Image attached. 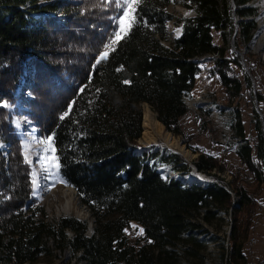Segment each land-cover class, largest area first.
I'll list each match as a JSON object with an SVG mask.
<instances>
[{"label": "trees", "instance_id": "trees-1", "mask_svg": "<svg viewBox=\"0 0 264 264\" xmlns=\"http://www.w3.org/2000/svg\"><path fill=\"white\" fill-rule=\"evenodd\" d=\"M176 1L143 0L127 38L97 64L118 29L115 0H0V264H37L66 248L79 255L72 264H205L207 225L229 212L228 242L215 240L218 258L246 264L245 245L264 214L263 95L255 86L262 120L246 101L256 132L250 140L235 105H244L252 82L229 39L246 62L243 47L257 31L258 15L249 4L256 0H186L191 18L172 12ZM169 23L181 27L180 37L171 36ZM212 55L216 59L199 61ZM200 74L216 77L224 106L236 110L235 131L244 143L235 152L216 142L202 108L195 111L197 133H214L217 150L190 142L195 134L184 127L190 110L184 98ZM14 103L41 141L53 138L60 175L87 209L91 235L86 222L72 216L48 221L32 199L31 166L8 108ZM142 104L198 154L194 171L177 153H138ZM221 152L233 155L229 182L215 174L226 168ZM159 166L177 176L162 174ZM194 172L214 182H182ZM132 225L143 233L131 238Z\"/></svg>", "mask_w": 264, "mask_h": 264}, {"label": "rangeland", "instance_id": "rangeland-1", "mask_svg": "<svg viewBox=\"0 0 264 264\" xmlns=\"http://www.w3.org/2000/svg\"><path fill=\"white\" fill-rule=\"evenodd\" d=\"M43 3V2H42ZM185 4H188L186 0H177L176 3L171 7L172 12L180 14L182 17L191 18L194 16V11L192 8L186 7ZM253 8H257L258 15L255 17V25L257 27V31L255 32L252 40L248 44H244V52L248 54L246 57V62L243 58V52L241 50L235 49L236 47L233 44V38L229 39V45L231 48L235 49V51L239 52V54L236 53V55L239 57L241 62V73L247 75L244 66L242 65V60L244 61L243 64H245L249 68V72H252L254 75L255 80L254 85L256 86V89L260 92L261 95H263V101L261 103L263 112H264V48H260L259 50L255 49L254 45V39L258 32L260 31L258 27V20L261 16V14L264 12V0H256L249 4ZM122 15V10H121ZM168 30L173 38H178L181 35L180 26H175L172 23H169ZM118 30V29H117ZM180 33L178 34V32ZM237 28L235 27L234 33L236 35ZM234 37V35H233ZM217 42L220 44V40L217 39ZM245 54V55H246ZM244 55V56H245ZM215 58V55L212 56H206ZM208 59V58H207ZM207 66H210V63H207ZM204 74H200L196 77L195 85L193 90L191 91L190 95H186L184 98V102L186 103L187 107L190 109L189 114L187 117L183 120L184 127L187 132H191L195 134L193 138L190 140V142L194 145H199L204 148L206 152H214V150H217V147H215L214 144V133L208 134L204 133L199 134L197 133V119L195 116V111L198 108L205 109V106L202 104H198L197 99L199 95H201V91L204 90L206 93H208L210 99L215 100L216 102H219L223 104V100L225 99V94L219 84V81L216 77L205 79ZM251 93L248 92L244 97V105L242 107L235 105L239 107L240 115L242 114V119L246 121V138H249L250 140L255 137L256 132L253 130V126L251 124H248V112L252 108L251 105L253 104V107L256 108V111L258 110L257 105L254 106L253 100H254V89L250 88ZM256 91V90H255ZM257 91V92H258ZM18 95V93H17ZM208 98V97H207ZM208 98V99H209ZM191 101L193 103H191ZM251 102L252 104H248L247 102ZM224 105V104H223ZM9 111L12 117L13 127L17 130L19 133L25 134L27 137L32 138V143L36 146V148L32 151L34 160L30 161V166L32 169V179H33V173L36 175L37 179V187L34 189L32 186V199H34L39 206H42L44 208V211L46 213V217L48 221L51 220H57L58 218L62 217H68L72 216L80 221L86 222L87 228H88V235H91L92 230L90 224H91V218L90 215L85 207L80 205L78 203L76 192L75 190L67 184V182L63 179V177L60 175L59 172V178H57L56 182L53 184V180L47 177V172L44 170V167L42 166V160L44 153L41 151L43 145L41 143H38V141H41L37 130L35 127H33L26 119V115L20 114L21 106L17 103H14L13 105H10ZM147 108L150 110L149 106L147 104H142V121H141V127H142V133L140 138L137 140V143L142 147L141 150L138 151L139 154L142 153L143 150H146L147 152H152L155 149L158 150L159 154L165 152L166 150L168 152L177 153L184 158L185 162L188 166L191 167V162L196 159L198 156L197 153H193L189 148L188 145L184 142V139L180 136H174L171 133L167 132L163 126V131L165 133H169L172 137H174L178 144L183 146L186 150L190 152L189 155H185L182 151L179 150V148L168 146L162 139V137H156V139H153L152 141H146L143 137L144 127H143V114L144 109ZM231 113L235 114L236 117V110L233 107H230ZM152 119L156 120L155 114L150 110ZM209 112V111H208ZM210 115V114H209ZM259 119L262 120V115L259 116ZM210 120L212 121L213 126L216 130V142L218 144H224V142L228 141L230 143V149L235 152L237 150L234 149L233 144V135L228 136L224 135L222 132V128L218 126L217 122L211 117ZM159 122V121H157ZM237 124V117H236V123L234 125V136L236 138L238 137L236 135L235 126ZM21 136V135H20ZM36 141V142H35ZM1 149H5V146H1ZM240 147V146H239ZM26 156L27 152L25 150ZM219 159L223 164H226V168L222 172H215L220 178L223 179L224 182H229L231 180V173L230 169H232V163L233 161V155L232 153H220L218 154ZM28 158V157H27ZM157 170L161 172L162 174H165L169 177H176L177 175L172 173L169 169L159 166L157 167ZM191 170L194 171V168L191 167ZM195 174L185 176L182 178V182L185 184L189 183H195L199 185H203L205 183L214 182L213 178L210 176H207L203 173L194 172ZM198 174H200L203 178V181H196L194 180V177H197ZM62 178V181L60 180ZM190 180L187 182V180ZM71 189V190H69ZM73 190V191H72ZM69 201L71 206L73 207L71 211L66 212L63 210V206L66 204V202ZM264 212V211H263ZM222 221L215 223L214 225H207V227L211 230V233L209 236H207V256L205 258V264H222L218 258V249H217V242L215 240H220L222 238H225V242L227 244L229 239V233L231 229V223H232V217L230 212L228 214H221ZM229 220V221H228ZM140 230L133 225L129 229V236L131 238H136L140 236L137 233ZM68 236L70 237L71 234L68 233ZM199 238H203L202 236H198ZM211 238H213L211 240ZM215 238V239H214ZM245 253L247 256L246 264H264V214L260 215L255 219V222L253 224V231L251 234V237L249 241L245 245ZM55 256L51 257V259L42 260L39 261L37 264H72L75 262V259L78 258V254L73 255L71 250L66 248L63 252L54 251Z\"/></svg>", "mask_w": 264, "mask_h": 264}, {"label": "bare ground", "instance_id": "bare-ground-1", "mask_svg": "<svg viewBox=\"0 0 264 264\" xmlns=\"http://www.w3.org/2000/svg\"><path fill=\"white\" fill-rule=\"evenodd\" d=\"M258 27L260 31L258 32V34L254 39V45H255L254 47L256 50H259L260 48H264V12L261 14L258 20ZM179 33L180 31L178 32V34ZM203 58L207 59L211 57H203ZM200 93L201 95H199L197 99L198 104L200 105L202 104L203 106H205L207 111H209L211 117L217 122L218 126L222 128V132L224 135H228V136L233 135L232 140L234 144V149L237 150L239 146L243 145L244 142L243 140H241V138L239 137L236 138V136H234V125L236 123V117L235 114L231 113L232 108H226L223 104L216 102L213 99H210L209 97L211 96H209L208 93H206L204 90H202ZM191 103L193 102L191 101ZM143 127H144L143 137L146 141H152L153 139H156V137H160V138L162 137L163 141L168 146L179 148V150L182 151L185 155L190 154L188 150H186L185 148H183V146L178 144V141L174 137H172L169 133H165L163 131V125L160 122H157L156 120L152 119L151 112L147 108L144 109ZM20 135L23 146L27 152L28 159L33 161L34 157L32 151L36 148V146L32 143V138L27 137L23 133H20ZM25 145H27V148L25 147ZM260 164L262 168V177L264 181V162H262L261 160ZM194 180L199 182L200 180L203 181V178L200 174H198L197 177H194ZM188 181L190 180L188 179L187 182ZM72 208L73 207L71 206L69 201H67L66 204L63 206V210L66 212L71 211ZM89 227H91V224Z\"/></svg>", "mask_w": 264, "mask_h": 264}, {"label": "snow or ice", "instance_id": "snow-or-ice-1", "mask_svg": "<svg viewBox=\"0 0 264 264\" xmlns=\"http://www.w3.org/2000/svg\"><path fill=\"white\" fill-rule=\"evenodd\" d=\"M142 2L143 0H115L117 7L122 10V15L116 18L118 23V30L113 34V38L111 39L110 43L104 46V51L100 53L99 58L96 61L97 64H100L103 61L107 60L110 52L115 50L114 46L127 38L129 32L131 31V28L137 23V9ZM125 83H128V81H125ZM69 108L71 109V105L69 106ZM67 114L68 113H65V115ZM61 118L63 119V116ZM38 143H41L43 145L41 149V151L44 153L42 166L47 172L46 178L52 179L54 184L57 178H59L60 168L59 157L55 154L56 150L54 147V140L52 137H48L43 141H38ZM25 147L27 148V145H25ZM25 159L26 162L30 163L27 156L25 157ZM60 180L61 182H63L62 178H60ZM32 186L34 189L37 187V179L35 173H33ZM142 233L143 229H140L137 234L139 235Z\"/></svg>", "mask_w": 264, "mask_h": 264}, {"label": "built area", "instance_id": "built-area-1", "mask_svg": "<svg viewBox=\"0 0 264 264\" xmlns=\"http://www.w3.org/2000/svg\"><path fill=\"white\" fill-rule=\"evenodd\" d=\"M243 60H242V65L244 66V69H245V71H246V73H247V76L250 78V80H251V82H252V87H253V89H255V85H254V81H253V77H252V74H251V72H249V68L245 65V64H243ZM256 90V92L258 91L257 89H255ZM258 93H260L259 91H258ZM259 111V110H258ZM242 113V112H241ZM259 113H260V111H259ZM260 116H261V113H260ZM229 127V126H228ZM219 145H221L224 149H229V150H231L230 149V143H228V141H226V142H224V144H219ZM232 151V150H231ZM262 162H264V159H262Z\"/></svg>", "mask_w": 264, "mask_h": 264}, {"label": "water", "instance_id": "water-1", "mask_svg": "<svg viewBox=\"0 0 264 264\" xmlns=\"http://www.w3.org/2000/svg\"><path fill=\"white\" fill-rule=\"evenodd\" d=\"M235 35V34H234ZM233 50L235 51V49L233 48ZM235 53H237V54H239V52H237V51H235ZM206 58H203V59H199V61L200 62H203L204 60H205ZM258 111V110H257ZM258 113H259V111H258ZM259 115H260V113H259ZM262 124V127H263V123H261ZM21 145L23 146V143L21 142ZM24 147V146H23Z\"/></svg>", "mask_w": 264, "mask_h": 264}, {"label": "clouds", "instance_id": "clouds-1", "mask_svg": "<svg viewBox=\"0 0 264 264\" xmlns=\"http://www.w3.org/2000/svg\"><path fill=\"white\" fill-rule=\"evenodd\" d=\"M180 29H181V27H180Z\"/></svg>", "mask_w": 264, "mask_h": 264}]
</instances>
